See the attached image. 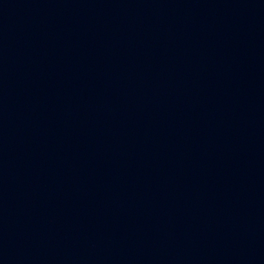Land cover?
Masks as SVG:
<instances>
[{
    "label": "water",
    "instance_id": "obj_1",
    "mask_svg": "<svg viewBox=\"0 0 264 264\" xmlns=\"http://www.w3.org/2000/svg\"><path fill=\"white\" fill-rule=\"evenodd\" d=\"M0 264H264V0H0Z\"/></svg>",
    "mask_w": 264,
    "mask_h": 264
}]
</instances>
